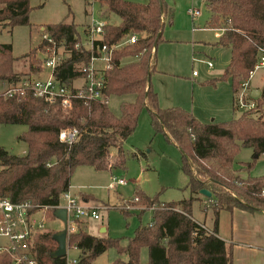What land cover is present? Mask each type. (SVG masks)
Returning a JSON list of instances; mask_svg holds the SVG:
<instances>
[{"label":"trees","instance_id":"obj_1","mask_svg":"<svg viewBox=\"0 0 264 264\" xmlns=\"http://www.w3.org/2000/svg\"><path fill=\"white\" fill-rule=\"evenodd\" d=\"M118 21L104 27L103 42L122 41L135 33L132 44L117 47L111 54V68L104 72L103 93L106 101L83 102L73 99L63 109L58 101L47 103L24 90L22 94H0V124H22L26 130L17 136L25 143V152L11 154L0 148V196L12 202L29 200L38 205H56L59 194L68 188L72 170L81 165L106 169L108 151H115V164L123 167L122 144L136 126L145 108L154 133H161L181 153L180 169L186 178L187 199L158 202L135 192L138 203L150 208L146 224H138L132 235L121 244L118 238L93 236L77 229L68 234L66 243L78 251L76 264H89L96 256L113 248L125 261L117 258L109 264H140L142 248L147 250L146 264H231V245L216 234L217 211L239 208L264 211V175L240 178L235 174L234 160L240 148H249L250 160L243 163L249 170L264 154V82L257 97L245 100L253 107L226 121L201 123L189 112L177 107L160 108L149 78L155 71V48L161 41L163 17L167 13L164 0H100ZM208 18L206 27L220 32L214 45L229 49V60L220 80H228L233 93L232 107L240 84L248 77L258 59V47L264 45V0H202ZM28 0H0V28L28 25ZM169 18V17H168ZM169 19H167V22ZM56 45L60 42L67 56L53 74L61 84L72 86L80 78L79 68L89 52L74 44L79 32L72 22L60 21L44 25ZM40 40L19 56L11 54L9 43H0V84L15 85L23 76L31 78L41 71L36 51ZM23 60L27 71L15 70L14 63ZM212 82V81H211ZM133 94L131 102H121L119 115L107 107L111 95ZM256 113V114H255ZM75 129L70 144L58 139L61 130ZM199 189H206L213 211V227L207 230L191 217V202L198 199ZM54 210L46 213L54 219ZM123 216L126 212L119 210ZM55 230L49 229L34 239V258L38 264H65L64 255L53 257L57 244ZM10 259L0 253V264Z\"/></svg>","mask_w":264,"mask_h":264},{"label":"rangeland","instance_id":"obj_2","mask_svg":"<svg viewBox=\"0 0 264 264\" xmlns=\"http://www.w3.org/2000/svg\"><path fill=\"white\" fill-rule=\"evenodd\" d=\"M129 1L146 2V0ZM28 5L30 7L28 25L13 26L10 30L7 27L0 28V43H10L13 56H19L34 47L40 41L41 27L46 24L62 20L72 22L80 32L88 21L89 6L85 0H28ZM173 5L176 27L172 29L168 24L165 27L164 34L169 39L166 43L158 42L156 45L157 65L155 63V71L149 78L151 87L157 95L158 106L180 108L189 112L201 123L220 122L237 117L242 110L230 108L229 84L220 82L213 87L209 81L217 76L215 73H221L220 71L224 69L229 54L226 48H215L216 45L212 43L213 32L202 28L206 26L208 11L203 3L195 0L194 5L199 8L200 14L193 23H190V20L188 21L184 16L187 2L176 0ZM98 8L103 10L107 22L118 21V18L108 11L104 2L99 1V6L95 2L94 11H98ZM61 51L59 48L58 52ZM41 52L42 48L36 51L38 59ZM203 59L210 60L212 68H207ZM25 65L23 60H19L14 63V68L25 72L27 71ZM193 71L196 76L192 78ZM40 72L43 74L42 71ZM250 78L252 81L258 79L256 86L259 90L264 82V68L255 69ZM80 83L77 78L73 85ZM133 99V94L111 95L108 97L107 107L114 116H118L120 103L131 102ZM25 130L26 127L22 124H0V148L11 154H23L26 146L23 141L17 139V136ZM250 155L249 149L240 148L234 164L243 168V163L250 160ZM122 158L124 165L119 167L115 164V151L110 148L109 169L97 171L91 165L77 166L72 170L68 183L70 191L76 196L79 193L92 194L99 204V218L86 224L83 229L93 235L102 234L110 238H118L121 244H125L137 225L146 224L152 215L150 208L144 207L142 211L139 210L141 207L138 199H133L135 192L142 191L148 197L156 196L158 202L167 203L187 199L189 191L185 187L186 178L180 169V151L167 142L161 133L152 131L145 108L140 111L134 130L123 141ZM254 164L257 169L260 166L263 168L264 156L258 157ZM253 166L249 170L243 169L250 172ZM118 178L125 180V184H112ZM206 200L204 196L199 195L198 199L191 202V216L204 219L207 225H210L213 211ZM205 202L208 204L207 207H204ZM93 206L97 207L96 203ZM119 209L125 211L126 216H123ZM61 226L57 218L46 220L48 230L57 232L61 230ZM99 226L106 228L104 233H99ZM4 243V238L0 237V244ZM67 256L76 258V250L70 249ZM117 258L122 261L126 259L125 256L118 255L113 248H108L89 264H108ZM145 262L146 251L142 248L139 263Z\"/></svg>","mask_w":264,"mask_h":264},{"label":"built area","instance_id":"obj_3","mask_svg":"<svg viewBox=\"0 0 264 264\" xmlns=\"http://www.w3.org/2000/svg\"><path fill=\"white\" fill-rule=\"evenodd\" d=\"M89 6L88 21L79 32V41L74 44V48L79 47L89 52L86 63L79 68L81 73L79 85L61 84L55 79L53 71L55 67L64 59L67 54L63 51V45L60 42L56 45L53 39L41 27L42 34L40 40L45 41L40 55L41 72L31 78H21L20 82L15 85L0 84V94L11 96L13 94H22L24 90L31 91L32 95L41 98L47 103L58 101L63 109L70 108L71 101L78 99L85 102L89 101H106L103 93L104 72L111 68V54L114 49L124 44H132L136 41L135 33L128 34L122 41L107 45L103 42L104 27L108 23L103 16V10L98 8L94 11L93 5L96 2L99 6L100 0H85ZM187 14L196 17L199 9L190 7ZM61 48V52L58 49ZM258 59L248 77L240 84V88L235 95V106L241 110L253 107L252 102H246L245 91L248 80L253 71L257 68H264V45L258 47ZM207 67L211 62L205 60ZM195 71L192 72V75ZM248 95V94H247ZM75 129L61 130L58 133V139L70 144L76 136ZM124 184L121 178L114 180L112 184ZM264 197V188L259 192ZM134 200L137 198L134 196ZM63 208L65 210L66 238L68 234L75 232L81 226L84 219L97 220L98 207L86 205L81 199L73 193L66 190L59 194L56 205H38L29 200L12 202L6 197L0 196V237L4 238L5 243L0 244V253L5 254L9 259V264H38L34 258V239L35 237L48 230L46 227V213L49 210ZM64 253L65 264H76L77 257L69 258L67 252L70 249H76L74 245L70 248L66 245Z\"/></svg>","mask_w":264,"mask_h":264},{"label":"crops","instance_id":"obj_4","mask_svg":"<svg viewBox=\"0 0 264 264\" xmlns=\"http://www.w3.org/2000/svg\"><path fill=\"white\" fill-rule=\"evenodd\" d=\"M175 1L176 0H164L168 9H167V13H166L165 17H163V23L164 24H163V29H162L161 41H160L162 43L168 42V39H169V37L164 34L165 27L167 26V24L169 27L171 26L172 29H174L176 27V24L174 23L176 13L174 11V5H173V4H175ZM194 1L195 0H185V2H187V5H186L184 16H186L187 20L188 19L190 20V23H193V20L198 18L199 14H200V11L196 17H191L187 14V10L190 7L197 8V6L194 5ZM199 1H200V3H202V0H199ZM188 2H189V6H188ZM167 19H169L168 23H166ZM83 26H82V29H83ZM202 28H203V30H208V31L210 30L213 32L214 41L212 43H214L217 40L218 36L220 35V32L217 29L208 28L206 26H203ZM82 29H81V31H82ZM193 29H194V27H193ZM219 47H221V46H217V45L215 46V48H219ZM222 48H224V47H222ZM226 49L228 50V54H229V49L228 48H226ZM156 55H157V47L155 48V57H156ZM155 60H156V65H157V57L155 58ZM228 60H229V55H228V59L224 65V67L228 63ZM204 61H205V59H203V63H204ZM207 61H210V60H207ZM24 63L26 64V62H24ZM25 66H27V65H25ZM212 66L213 65L211 62V66L210 67L206 66V67L212 68ZM157 71L160 72L159 70H157ZM222 71H223V69H222ZM222 71H220V72L222 73ZM221 73H215L217 76L213 77V79H210L209 81L213 87H215V85L220 83V82H227L229 84V98H230L229 99V102H230L229 105H230V108L232 110H235V109L238 110V108L236 106L232 107L233 93H232L229 81L218 79V77L221 75ZM191 76L193 78L194 76H196V73L194 75H192V73H191ZM78 79L80 80V78H78ZM75 80L72 81V84ZM257 83H258V79L252 81L251 78H249L247 89L245 91V96H247V94L250 95L252 90L259 91L257 88L258 86H256ZM247 101L252 102L249 99L246 100V102ZM157 104H158V102H157ZM206 123H208V122H206ZM244 149H249V148H244ZM249 151H250V149H249ZM260 156H264V154H261ZM233 166L236 169L235 174L240 178H245L247 175H251V176L264 175V167L262 168L260 166L257 169L256 164H254L253 169H251L250 172L245 171L240 165L234 164ZM107 169H109V166L107 167ZM97 171H99V170H97ZM119 185H121V184H119ZM68 189L70 191V185L69 184H68ZM70 192L72 193V191H70ZM134 196H135V194H134ZM77 197L79 199H81L83 202H85L86 205L93 206V204L96 203L97 207H99V204H97V202H96L97 199H95L92 196V194H89V193L81 194V193H79V195H77ZM205 198L207 199V197H205ZM207 202H209V200ZM207 202H205L204 207H207V205H208ZM139 205L141 207L139 210L142 211L145 206H143L141 204H139ZM119 210H121V209H119ZM192 219L197 224H199L200 226H202L203 228H205L207 230H211L213 227V219L211 220L210 225H207V223L205 222L204 219L200 220V219H196L193 217H192ZM94 221L95 220H92V219H84L82 224H81L82 229H81V226L79 227V229L86 232L83 228H85L86 224H88L90 222H94ZM100 230H103V231H100ZM105 230H106V228L104 226L98 227L99 233H104ZM88 234H90V233H88ZM216 234L223 241L230 243V245H231V264H264V211H258V210L248 211V210L239 209V208H232L231 210L220 209L217 211ZM90 235H93V234H90ZM93 236H105V235L98 234V235H93ZM144 249L146 251V262H147V250H146V248H144ZM72 250H76V252L78 254L77 249H72ZM104 252H102V253H104ZM101 254H99L98 256H100ZM98 256H96V257H98ZM146 262L144 264H146Z\"/></svg>","mask_w":264,"mask_h":264},{"label":"water","instance_id":"obj_5","mask_svg":"<svg viewBox=\"0 0 264 264\" xmlns=\"http://www.w3.org/2000/svg\"><path fill=\"white\" fill-rule=\"evenodd\" d=\"M259 94V91L252 90L250 97L254 98ZM198 193L204 197L209 198L211 196L210 192L206 189H199ZM54 217H56L61 222V230L53 234V239L55 240L57 247L53 252V257H61L65 253V237H66V223H65V210L63 208H57L53 211ZM103 231V230H100Z\"/></svg>","mask_w":264,"mask_h":264}]
</instances>
